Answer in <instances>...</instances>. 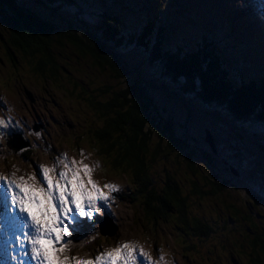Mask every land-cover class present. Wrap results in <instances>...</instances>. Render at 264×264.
Segmentation results:
<instances>
[{
	"label": "rangeland",
	"instance_id": "1",
	"mask_svg": "<svg viewBox=\"0 0 264 264\" xmlns=\"http://www.w3.org/2000/svg\"><path fill=\"white\" fill-rule=\"evenodd\" d=\"M19 1L45 18L53 17L57 22H64L63 19L72 21L78 18V14L75 13L76 9L71 5L61 4L57 6L58 8L50 6L45 9L43 5L47 0ZM92 1L93 4L91 3L90 6L92 7V16L84 15L81 19L86 22L87 26L96 29L94 25L100 23L99 12L101 13V10L95 9V7L98 8L99 4H102V0ZM205 1L107 0L106 7L115 15L117 27L124 31H127L135 20H139L141 23L137 24L138 27H143L146 22L151 20L155 24L158 23L156 19L164 16L168 21L164 23L165 33L164 36L162 35V44L165 47L171 46L170 48L174 49L176 47L173 46L178 45L183 49L190 48L194 41L200 39L201 35L204 34L209 39L213 35L221 44V52L224 50L228 55L226 56L230 62L229 65H232V62L238 65L243 60L250 59L252 62L251 74L260 73L264 67V56L263 59L258 58L257 61L260 63L257 62L254 59L257 55L240 43L248 41L247 38L237 35L233 28L231 36H229L222 25V18L213 8H208ZM184 10L189 13L186 15L182 12ZM258 16L264 19V13L258 12ZM147 17L149 18L146 19ZM185 17L193 22H188ZM205 17H209L212 23L210 24ZM230 19L238 24L239 20L234 16ZM240 25L246 24L241 23ZM247 28L250 27L247 26ZM0 32L4 37V30ZM126 34L127 32L124 36ZM4 45L0 40V89L4 96L0 97L6 101V103H2L0 100V119L17 125L21 128L19 132L22 131L24 139L25 135H28L31 140H28L30 148L21 153L14 152L13 149H9L5 145L7 134H10L9 126L0 129V176L12 179L5 172L10 168L31 169L40 179L39 166L52 167L60 159L59 156L63 157L64 154L67 155L69 163L75 159L76 161L82 160L83 163L92 166V179L98 183L104 193L109 195L108 203H110L111 210L107 213L115 223L114 228L110 225L113 232L101 228L105 234L103 236L99 234L98 243L94 249L101 254L125 243H131L136 246L137 253L140 251L145 253L148 258L152 259L153 264H264L260 249L262 238L264 239V116L256 121L247 115L246 119L248 120H244L243 123L235 122L233 119L232 123L227 110L208 105L206 108L192 94L179 90L177 85L168 78L161 77L158 70L149 65L145 52L135 45L130 47L123 44L117 48L126 66L129 67L128 73H131L132 77H140L145 81L157 105L167 113L171 120L175 136L188 144L185 152L181 153L182 155L175 157L172 153L166 158L160 156V160L152 166L153 171L157 170L154 172L157 176L160 174V170L174 174L175 180L180 183L178 185H181L183 193L188 197V208L192 216L200 217L201 222L207 221L211 227L206 236H201L196 232L195 234L188 233V231L180 232L175 226L173 216H167L165 220L157 218L156 223L155 219L153 224L150 223L146 215H143V210L137 206L136 199L131 201V199L125 198L133 191L130 190L129 181L131 179H126L119 172H115L109 160L104 162L105 154H100L97 158L96 148L91 144L94 141L91 128L99 126L98 117L94 109H89L84 104L85 94L81 91L78 93V88L73 91L70 87L68 90L62 89L61 86L53 84V80L47 79L46 75L38 74L39 77L31 75L25 62L20 64L19 61L13 67L3 59ZM261 46L256 48L261 50ZM244 52L247 55L243 54ZM56 54H60L61 64L68 66L65 69V74L86 86L90 92L100 84L110 85V89L116 88V78H110V73L108 75L106 71L94 68L83 57L76 59L70 48L65 47ZM230 54L235 60H231ZM47 77L50 76L47 74ZM61 78L63 75L56 77L55 80L59 81ZM175 81L180 84V80ZM66 82L63 83L66 84ZM225 96L221 92L216 94L218 99L226 101L228 97L225 98ZM251 96L254 97L253 94ZM8 101L15 106V110L19 114H14L10 112V109H7ZM252 107L250 106V108ZM256 110L264 111V109ZM31 113L34 118L47 119V128L40 132L38 130V133H32L31 125L34 122ZM18 119L25 121L27 125L20 124ZM86 132L90 133L88 138L90 141L85 136ZM82 134V137L79 136ZM239 143L243 145H238ZM213 151L215 156L212 154ZM189 152L192 153L191 158L194 164L191 163L198 170L196 178L187 170L190 160L182 159ZM51 156H55V158H51ZM206 156L211 158L212 167L205 165L207 163ZM22 157L25 160L22 161ZM57 168L58 170L62 169V165H57ZM233 170H236L238 174L232 172ZM208 171L213 173V179L219 189L213 192L215 193L213 195L207 194L200 198L196 193L189 191V184L195 179L203 181L200 175ZM80 174L84 182L87 183V177H84L82 171ZM253 176H257L259 180ZM155 180L157 181V178ZM162 180L163 176L158 177L159 182ZM3 183L6 184V182ZM106 183L116 185L120 193L109 192L107 188L103 187ZM201 186L204 188V185ZM219 199L222 201V205L218 201ZM101 203L103 205V202ZM12 207L16 206L12 205ZM16 208L19 220L15 222L11 218L15 225L7 220L10 226L0 229L6 237L5 242L0 243V252L3 254L5 251H8L9 255L18 253L21 246L16 237L24 239L22 232L24 225L20 219L22 214L19 213L18 207ZM236 210L238 212L233 215L232 213H235ZM98 214L102 213H96L94 218L90 219L93 221V229L90 232L92 235L97 232L96 215ZM261 234H263L262 238ZM25 244L28 245L27 242ZM191 245L192 248H188ZM250 249L255 253L250 252ZM153 253L158 255L155 256ZM59 258L63 264H77V261L93 260L87 251L71 253L68 249L60 252ZM31 264H35V262L32 261ZM131 264L134 263L131 262Z\"/></svg>",
	"mask_w": 264,
	"mask_h": 264
},
{
	"label": "trees",
	"instance_id": "2",
	"mask_svg": "<svg viewBox=\"0 0 264 264\" xmlns=\"http://www.w3.org/2000/svg\"><path fill=\"white\" fill-rule=\"evenodd\" d=\"M91 3L93 4L92 0H47L43 5L45 9L50 6L58 8L57 6L61 4L71 5L76 9L75 13L78 14L76 20L63 19L64 22H57L53 17L48 19L36 13L19 0H0V31L5 32V38L0 32V40L5 44L3 59L13 67L19 61L20 64L25 62L31 75L37 77L46 75L47 79L53 80V84L61 86L62 89L68 90L70 87L73 91L78 88V93L81 91L85 94L84 104L89 109H94L98 117L99 126L91 128V135L94 138V144H91L96 148L97 156L105 154L104 162L109 160L115 172L124 175L126 179H131L130 190L133 191L125 198L131 201L136 199L137 206L143 210V215H146L152 224L154 219L156 223L157 218L165 220L167 216H173L175 225L181 228L180 232L188 231L192 232L191 234L196 232L206 236L211 227L207 221L201 222L200 217L192 216L188 208V197L183 193L181 185H178L180 183L175 180L174 174L160 170L157 176L154 174L157 170L152 169L160 160V156L166 158L172 153L175 157L180 156L188 144L175 136L171 120L157 105L145 81L128 73L129 67L126 66L117 48L123 44L130 47L135 45L145 52L149 65L155 67L161 77L168 78L183 92H192L206 108L207 105L223 107L231 116V122L233 119L235 122L243 123L244 120H248L247 115L252 117V120L259 121L261 116H264V111H255L260 105L264 109V85L258 86L259 80L264 82V67L256 77H253L250 59L243 60L235 68L229 65L230 62L221 57V44L213 35L210 39L204 34L201 35L190 48L183 49L182 46L174 45L176 48L173 49L171 46H163L164 23L168 22L164 16L155 18L158 22L156 24L151 20L143 27H138L137 24L141 23L135 20L127 31L119 29L115 15L106 7L107 0H102V4H99L98 8L95 7L101 10V13L98 10L100 23L94 25L96 29L90 28L81 17L92 16ZM221 18L225 32L231 36V26L227 23L230 21L226 22L224 15ZM245 37L254 47L260 46V41L256 38ZM65 47L73 51L76 59L83 57L94 68L106 71L108 75L110 73V78L117 79L115 81L117 89L100 84L90 92L86 86L67 76L65 69L68 66L62 65L60 54H56ZM243 54L247 55L246 52ZM47 74L50 77H47ZM61 75L63 78L56 81V77ZM216 76L218 78H214ZM230 78L240 87L235 85L234 89ZM175 80H180V84ZM64 81H67L66 84ZM220 92L226 95L225 98L228 97L226 101L216 97ZM85 136L88 139L90 133L86 132ZM212 154L216 155L214 151ZM191 155V152L186 153L182 159L190 160L187 170L196 178L198 170L192 165ZM206 160L205 165L212 167L211 158L206 156ZM232 172L238 174L236 170ZM160 176H163V180L159 182ZM200 177L203 181L192 180L189 191L196 193L200 198L207 194H215L213 192L219 187L213 179V173L208 171ZM253 177L257 179V176ZM200 184L204 185V188ZM218 201L222 205V201L220 199ZM237 212L236 210L232 214L235 215ZM76 242L79 244L83 240ZM261 245L264 259L263 238ZM188 248H192V245ZM253 251L250 249V252L255 253Z\"/></svg>",
	"mask_w": 264,
	"mask_h": 264
},
{
	"label": "snow or ice",
	"instance_id": "3",
	"mask_svg": "<svg viewBox=\"0 0 264 264\" xmlns=\"http://www.w3.org/2000/svg\"><path fill=\"white\" fill-rule=\"evenodd\" d=\"M9 123L0 119V129L8 127ZM57 165H62V169L58 170ZM76 165L79 166L74 167ZM81 171L87 177V183L84 182ZM92 171V166L82 160L73 159L69 163L64 154L52 167L39 166L40 179L35 173L27 178L20 177L19 182L0 176V181L7 184L5 207L8 206L10 194L11 205L18 207L22 214L20 219L24 225V239L21 240L19 236L16 239L21 248L25 242L30 245L33 261L38 264H63L59 253L68 249L66 237L72 235L73 223L81 217L93 219L96 213L101 212L103 205L109 202V195L92 179ZM103 187L109 192L119 191L114 184L106 183ZM140 258H146V254L142 251L137 253L134 244L125 243L96 256L92 261H77V264H119L121 261L123 264H131Z\"/></svg>",
	"mask_w": 264,
	"mask_h": 264
},
{
	"label": "bare ground",
	"instance_id": "4",
	"mask_svg": "<svg viewBox=\"0 0 264 264\" xmlns=\"http://www.w3.org/2000/svg\"><path fill=\"white\" fill-rule=\"evenodd\" d=\"M205 5L208 6V8H210V9L213 8L214 10H218L219 8H221L216 13L220 16V18L222 17V15H224L226 22L230 21L227 23L230 24L231 29L233 28L234 31L237 33V35H239L240 37L247 36V37H250V39L256 38L257 40H259L260 45H262L261 50L257 49L256 47H254L251 43H249L247 41H242L240 43L244 47H248V49H251V51H253V53H255L257 55V57H254V59L256 61L258 60L259 57H261V59H263L262 57L264 56V44H263L264 35L262 37L255 36V35H253V32L256 34H260V33L263 34L264 33V19H262L258 16V12L264 13V0H206ZM182 12L185 13L186 15H187V13H189L187 10H184ZM151 13H155V12H151ZM233 16L239 20V21H237L238 24H236L235 21L230 19ZM185 18L187 19V17H185ZM205 18H207L209 20V17H205ZM187 21L193 22L191 19L190 20L187 19ZM134 22H132L131 25H133ZM209 22H210V24L212 23L210 20H209ZM241 22L243 24H246L250 28H247L246 25H244V27H241L240 26ZM223 23H224V20H223ZM248 29H250V30H248ZM247 40H249V39H247ZM226 55L227 54H225V52L223 50L221 57L227 60L228 55L227 56ZM241 55L243 56V54H241ZM229 57L232 58L231 60H235V58L231 57V54L229 55ZM257 62L260 63V61H257ZM232 63H233L232 66L235 68L237 65H235L234 62H232ZM256 75H258V74L255 72L252 76L256 77ZM229 81L233 84L234 89L236 88L235 85L240 87L239 84L236 83V81H234L232 78H230ZM261 81L262 80L258 81V86H260V84L264 85V82L263 81L261 82ZM255 89H257V88H255ZM189 93L194 96V94L192 92H189ZM2 94H3V91L0 89V96L4 97ZM195 99H197V98H195ZM0 100L2 101V103H6V101H3L1 97H0ZM198 102H201V101L199 100ZM208 106H211V105H208ZM215 107L223 109V107H220V106H215ZM7 109H10V112H12L14 114H19L15 110V106L10 104L9 101H8ZM256 109H262V105H260V107H257ZM230 120H231V118H230ZM8 126L10 128V131L11 130L19 131V127H17V125H15V124H9ZM37 126H41V125L37 124ZM47 126H48V124H47ZM36 132L37 131H35L34 133H36ZM22 135H23L22 131L17 132V134L15 135V139H13L12 134L10 133V137L8 140L9 149H13L14 152H16V151L22 150L23 147H26V149L30 148V146L27 147L28 144H30V142L28 140H25ZM79 136L82 137L83 134L79 135ZM3 137H4V135H3ZM21 139L26 141V142L21 141ZM52 150H54V149H52ZM96 155H97V153H96ZM51 158H55V156H51ZM59 158H62V156H59ZM97 158H98V156H97ZM23 160H25L24 157H22V161ZM5 172L9 175L10 178H12L13 180H16L17 182H19L20 177L23 176V177L27 178L29 175L33 174V171L31 169L24 170V169L10 168V170L5 171ZM122 178H124V177H122ZM6 188H7V185L0 181V229H1V227L10 226V225H8L7 220H10L12 222L11 218L15 222H17L19 220L18 215H17V211H16L17 208L12 207V205H11L10 194H8V199H7V205L8 206H7V208L5 207V203H6V201H5V189ZM119 193H120V191L115 192V194H119ZM110 210H111L110 209V203H107L106 206L102 207V210L99 213L104 214L105 212H110ZM92 222H93L92 220H90L86 217H81V218H79V220L77 222L73 223L71 231L73 233L79 234L80 235L79 239L83 240L84 244L80 247V249H74V247H72L71 249H72V252H74V253H75V251L76 252L77 251H81V252L87 251V254H89L90 257L94 260V258L96 256L101 255V253L96 252V250H94L96 243H98L99 234H100V236L104 235V233H102L103 229L101 231V228H104L110 232L114 228L115 223H113L112 220H110L108 218H103V220L100 222V225H99L100 228L98 231V235L96 237H94L90 233L93 229ZM12 223H14V222H12ZM14 225H15V223H14ZM110 225H112L113 228H111ZM178 229H181V228H178ZM25 230H28V229H25ZM103 239H105V238H103ZM5 240H6L5 234L1 233V230H0V243L2 241L5 242ZM74 240L75 239H68V240H66V242L69 245ZM117 243H118V241H117ZM153 254L155 256L158 255L156 253H153ZM32 261L33 260L31 259V254H30V245L24 244V247L23 248L20 247V251L18 253L16 252L15 255H9L8 251H5L4 254H3V252H0V264H31ZM34 262H35V264H38L37 261H34ZM133 263L134 264H153L152 259L148 258L147 256H146V258H143L142 260L139 259L138 261H133ZM101 264H103V262H101ZM119 264H123V263L119 262Z\"/></svg>",
	"mask_w": 264,
	"mask_h": 264
},
{
	"label": "water",
	"instance_id": "5",
	"mask_svg": "<svg viewBox=\"0 0 264 264\" xmlns=\"http://www.w3.org/2000/svg\"><path fill=\"white\" fill-rule=\"evenodd\" d=\"M111 232H113V231H111ZM102 233H104V234H105V232H104V231H102Z\"/></svg>",
	"mask_w": 264,
	"mask_h": 264
}]
</instances>
